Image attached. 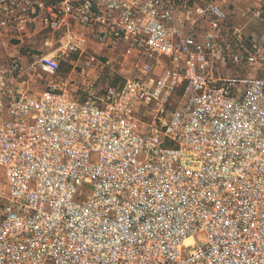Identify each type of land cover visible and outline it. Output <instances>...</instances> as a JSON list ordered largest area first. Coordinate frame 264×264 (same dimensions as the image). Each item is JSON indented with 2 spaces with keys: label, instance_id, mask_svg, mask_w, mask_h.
<instances>
[{
  "label": "built area",
  "instance_id": "obj_1",
  "mask_svg": "<svg viewBox=\"0 0 264 264\" xmlns=\"http://www.w3.org/2000/svg\"><path fill=\"white\" fill-rule=\"evenodd\" d=\"M233 2L0 0V264H264V36Z\"/></svg>",
  "mask_w": 264,
  "mask_h": 264
},
{
  "label": "rangeland",
  "instance_id": "obj_2",
  "mask_svg": "<svg viewBox=\"0 0 264 264\" xmlns=\"http://www.w3.org/2000/svg\"><path fill=\"white\" fill-rule=\"evenodd\" d=\"M230 14V13H229ZM237 15L235 14H230L228 17V20L226 22V34H229L233 32L234 28L239 26L240 23L238 21V18L236 17ZM260 24H262L260 22ZM249 38H251L252 35H258V36H264V26H258V25H248L246 30L244 31ZM10 52L14 54H19L22 62L27 68H30L32 63H33V55L38 52L39 49H41L40 44L38 43L37 45H30V44H16L13 43L11 47H9ZM63 71L66 70V68L62 69ZM259 67H254V68H238L236 66L231 67V71L235 72L238 71V74L236 75H258L260 73ZM47 76L41 75V77L35 76L34 78V83L33 87L36 91H43L47 87ZM105 83H111L112 78H106L104 79Z\"/></svg>",
  "mask_w": 264,
  "mask_h": 264
},
{
  "label": "crops",
  "instance_id": "obj_3",
  "mask_svg": "<svg viewBox=\"0 0 264 264\" xmlns=\"http://www.w3.org/2000/svg\"><path fill=\"white\" fill-rule=\"evenodd\" d=\"M256 10L262 11L263 19L252 18L249 20L252 17L251 12ZM229 13L237 15L240 25L264 26V0H234Z\"/></svg>",
  "mask_w": 264,
  "mask_h": 264
}]
</instances>
